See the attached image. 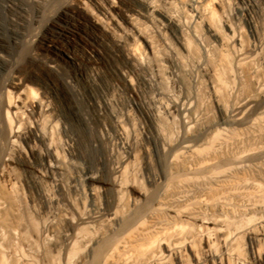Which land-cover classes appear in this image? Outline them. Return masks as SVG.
Listing matches in <instances>:
<instances>
[{
  "label": "rangeland",
  "instance_id": "rangeland-1",
  "mask_svg": "<svg viewBox=\"0 0 264 264\" xmlns=\"http://www.w3.org/2000/svg\"><path fill=\"white\" fill-rule=\"evenodd\" d=\"M13 1L37 17L42 3L56 2ZM81 1V7L71 8L69 23L85 39L69 42L57 32L50 36L73 62L64 57L58 69L51 71L33 61L18 68L38 92H48L55 108L51 163L56 170L51 178L45 176L47 161L38 142L30 150L19 140L22 153L8 151L12 160L8 167L3 166L0 178V264H62L60 241L64 234L78 224L80 215L115 201L123 218L135 212L143 215L134 233L136 240L157 238L154 248L166 256L164 264H175L176 258L167 247L181 242V236L187 234L194 250H184L185 257L192 260L195 254L201 256L207 226L211 228L209 239L218 250L222 235L239 226L237 243L251 264H258L251 258L252 244L244 227L264 218V118L232 121L226 111L234 100L253 104L264 100V87H257L264 78L260 58L264 48L259 47L264 39V0H218L213 4L220 27L224 29V18L240 22L245 50L250 51L253 44L259 47L257 54L253 53L254 62L239 67L232 66L229 53L230 67L222 74L225 85L217 93L212 92L211 79L204 74L216 60L217 43L213 42L214 47L206 53L192 32L181 30L166 17L188 13L191 19L194 12L189 5L183 7L180 0ZM152 3L161 14L154 12L149 19L144 15ZM10 13L0 7V22L8 38H22L38 30L27 20H21L20 26L13 24ZM130 15L136 18L134 22ZM97 16L100 24L93 21ZM247 19L253 21L255 30L249 28ZM180 33L187 39L183 46L176 37ZM132 46L137 48L135 56L127 53ZM6 76V70L0 69V79ZM48 76L68 87L70 105ZM177 102L179 110L175 109ZM117 115L124 122V136L131 140L135 156L127 164L132 171L126 178L131 187L114 189L106 182L115 176V161L127 156V149L117 146ZM219 129L222 133L215 135ZM183 144L193 148L182 149ZM7 146L0 136V160ZM203 161L209 168L202 167ZM87 174L96 176L93 197L79 191L82 184L88 188L84 180ZM154 176L159 178L156 182ZM152 191L148 200L142 196V192L148 195ZM80 226L87 236L75 245L69 264H88L89 250L120 227L107 222ZM174 226H183V232L174 234ZM166 228L170 234L165 233ZM260 245L264 248L262 240Z\"/></svg>",
  "mask_w": 264,
  "mask_h": 264
},
{
  "label": "bare ground",
  "instance_id": "bare-ground-1",
  "mask_svg": "<svg viewBox=\"0 0 264 264\" xmlns=\"http://www.w3.org/2000/svg\"><path fill=\"white\" fill-rule=\"evenodd\" d=\"M53 1L55 2V0ZM59 1L56 0L55 3L50 1L42 3V5L44 4L43 10L41 11L40 16L38 15L39 17H37L33 16L31 13L29 14L22 6L13 0H0V7H3V9L11 12L10 14H13V17L11 18V22L13 24L20 26L22 25L21 20H27L29 23L35 24L36 28H38L36 31L31 30L32 32L23 36V39L20 37L8 38L6 36L8 31L0 22V63L8 65V68H4L0 65V69H4L8 73V76L0 79V136H3L6 139L8 145L6 148L4 147L6 150L0 160V178L4 176L3 166H7L12 160L8 155V151H15L19 154L22 153L23 146H20L19 140L23 142L24 147L30 150L35 149V143L37 144L38 142L41 144L44 149V159L47 161L44 164V168L47 172L45 174L46 177L51 178V174L56 170L55 164L51 163L54 151L52 147L51 133L53 130L52 127L56 126L53 121L55 108L49 100L50 98L47 95L48 92H38L29 84L27 78L18 72V68L25 62L27 63L29 61H33L40 64V66L42 65L43 70L47 69L48 71H51L58 69L59 61L64 60V57L68 59L67 62H73V57L66 50L60 47L58 43L54 42L50 36L54 32H57L60 37H63L69 42L85 39V36L75 26L69 23L72 12L71 8L81 7L79 2L82 1ZM180 1H182L183 7H187V5H189L190 11L193 10L192 12L194 13H192V18L190 17L191 19H189L188 13L187 15L184 13V17H181V14L180 17H178V15L175 16L176 13L175 15L169 14L171 16L166 17L169 22L179 25L181 30H188L190 33L192 32L191 35H193L198 41H196L197 44H201L200 46H202L206 53L211 51L214 47L215 43L213 42L217 43V49L215 51L216 60L209 70L204 71V74L211 79L210 89L212 92L217 93L220 90L219 88L225 85V80L222 77V74L231 61L229 59V53H231L233 57V60L231 61V63L233 62L232 66L239 67L244 64H249L254 60L255 54H257V49L259 47L264 48V39L260 40L259 47L253 44L251 46V50L247 51L245 50V38H243L244 35L242 34L243 26L240 22L232 21L230 18H224L223 16L224 29L220 27L221 25H219L218 21L219 12L213 5L218 0H192L191 3H188L185 0ZM180 1L177 2L181 3ZM148 9L149 12L147 11L144 16L149 19L154 17L151 15L154 12L161 14L158 10L159 8L157 9L153 3L149 5ZM185 10L186 9H184V12ZM165 14L167 13L165 12ZM165 14L163 15L162 13L163 16H165ZM99 18L98 16L94 17L93 21L100 24L101 19L99 22ZM133 18L134 17L130 15V19L134 22ZM199 25H202L199 27V30H201L202 27L204 28L201 30L205 31L204 35L198 30ZM247 25L249 28L255 30V24L251 19H247ZM176 37L182 46L185 45L187 39L184 38L183 34L180 33V35H176ZM119 41L122 43V40ZM135 52H137V48L135 46L127 48L129 56H135ZM260 58L262 60V64L264 65V57ZM231 74L232 73H230V75ZM48 79L51 80L57 90L60 91L66 103L70 105L71 95L67 89L68 87H65L64 84H60L51 76H48ZM67 83L70 84V80H67ZM226 86L228 85L226 84ZM230 87L234 88L233 85ZM257 87L258 90L264 87V78L262 81L257 82ZM235 101L236 100L231 103L232 105L230 104V108L226 111L228 119L238 122H251L252 120L259 121V119L261 120L264 118V100L256 104H253V102L250 101ZM165 107L167 106L165 105ZM180 107V104L177 102L175 104V109L179 110ZM147 111L152 113L151 110ZM115 121L117 127L119 128L117 146L125 148L124 150L127 149V156L125 158L121 157V159L115 161L113 167V173H115V176L106 182V184L114 189H118L122 186L124 187L125 185L131 184L129 180L128 183L126 179L129 176L128 172H132L128 171L130 169H127V164L135 155H133L132 152L131 140L129 141V138L127 140V135L124 136L125 126L121 116L117 115L115 117ZM219 133H222L221 129L217 130L215 135H219ZM180 148L188 150L192 149L193 146L190 144H183ZM242 161L243 160H241V162ZM201 165L204 169H207L210 166V164L205 161H203ZM202 167L201 169H203ZM33 168L40 172L35 166ZM40 173L43 175L42 172ZM84 178V180L88 183V188L82 184L79 187V191H81L84 196L91 195L93 197L95 188L92 185V182L95 181L96 176L93 174H87ZM153 179L151 180L156 182L159 178L154 176ZM128 187H131V185H128ZM153 194L154 191L148 195L145 192H142V196H144L147 200L148 198H151ZM118 203L119 202L115 201L109 207L98 206L96 209L80 215L78 224L74 225L71 232L65 233L60 241V248L64 253V262L62 264H69L70 258H73L72 255L75 253V250H77L75 245L80 240H84L87 236L83 232L84 227L80 225L102 222L118 224L120 227L116 228L110 237L89 250L86 255L88 259L90 257L88 264H164L166 262V256H163L158 249L154 248L157 238H152V236L147 240H136L137 238L134 233L137 232L136 230L139 224L143 222V215L135 212L133 216L123 218L119 212ZM258 227L261 231L257 233L258 230H255L256 228L258 229ZM210 229L211 228L207 226V243L202 255L196 256L195 254L192 258L193 261L188 260V258L185 257L186 255H184L185 252L183 253L184 250H194L192 248L193 241L190 238L191 236H187L188 234L183 237L181 236V242H179V240L176 244H171V246L167 247L176 258L175 264L252 263L249 258L247 259L244 256V253L241 251V247L238 245L239 243H237L238 238H240L239 226H234L230 229V231L222 235V238L220 239L221 248L219 250L214 245L215 243L209 239ZM169 232V228H166L165 233ZM171 232L180 235L183 232V226H174ZM244 232L248 235L252 244V260L256 261L258 264H264V248H261V245L259 246V242L261 240L264 243V218H257L254 222L250 221L247 223L244 227Z\"/></svg>",
  "mask_w": 264,
  "mask_h": 264
}]
</instances>
